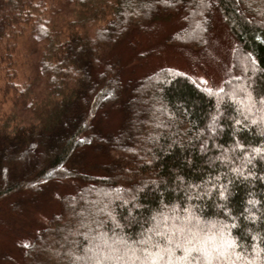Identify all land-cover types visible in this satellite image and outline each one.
<instances>
[{"label": "trees", "instance_id": "trees-1", "mask_svg": "<svg viewBox=\"0 0 264 264\" xmlns=\"http://www.w3.org/2000/svg\"><path fill=\"white\" fill-rule=\"evenodd\" d=\"M60 1L74 16L64 26L51 20ZM215 6L235 40L219 90L170 66L125 81L101 55L173 16L170 42L201 48ZM30 37L38 74L19 85L9 69ZM4 62L14 110L0 117V202L20 197L14 215L47 180L82 185L0 263L264 264V0H0ZM114 106L120 125L96 131ZM89 139L94 166L80 156Z\"/></svg>", "mask_w": 264, "mask_h": 264}, {"label": "rangeland", "instance_id": "rangeland-1", "mask_svg": "<svg viewBox=\"0 0 264 264\" xmlns=\"http://www.w3.org/2000/svg\"><path fill=\"white\" fill-rule=\"evenodd\" d=\"M71 8L72 6L69 4L60 1L52 11L51 20L56 22L57 26H64L66 19H69L68 17H74ZM164 20L155 23L156 34L154 36L135 35L130 43L135 44L137 42V46L119 41L112 47L102 50L101 55H104L106 59L116 60L120 67L121 76L125 81H133L159 67L170 66L188 73L201 86L215 90L221 89L224 80L233 73L235 40L219 9L215 6L207 15V34L205 44L201 48L172 44L170 36L182 26V22L176 16ZM26 42V45L19 52V56H16V62L9 69L16 72L15 81L19 85L28 81L33 74H38L35 60L38 53L32 51L33 45H40L42 41L30 37ZM3 66L4 68L0 69V117L14 110L10 96L14 91H10L6 97L3 96L2 85L7 68L5 67L6 62L3 63ZM238 89L241 90L242 88L239 87ZM34 97L37 95L34 94ZM27 114L16 110L18 116L24 117ZM121 121L122 108L114 106L112 112L107 110L103 115H99L93 121V126L96 131H101V126L114 131ZM215 123H217V119ZM96 145L95 141L89 139V143L83 147V151L80 153V156H87L86 159L90 157L91 166L98 164L96 163L98 159H91L97 152ZM78 159L79 157L74 160L76 162L70 164V167L77 170L81 169L82 164L77 162ZM82 159L81 161H84V158ZM81 183L79 179L73 177L47 180L33 190L35 191L33 197L23 198L25 202L22 207L23 210L14 215L9 214L8 207L16 200L19 202L20 197L7 202H0V223H3L0 226L4 227L0 229V252L9 253L16 260H19L18 256L20 257L22 247H25L29 242L26 240L29 238L30 232H33L32 235L38 233L48 223L50 217L58 212L61 198L67 194H72L78 186L82 185Z\"/></svg>", "mask_w": 264, "mask_h": 264}]
</instances>
